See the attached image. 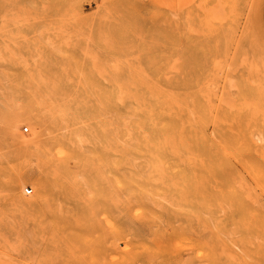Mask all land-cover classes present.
Listing matches in <instances>:
<instances>
[{"label": "rangeland", "instance_id": "374dc122", "mask_svg": "<svg viewBox=\"0 0 264 264\" xmlns=\"http://www.w3.org/2000/svg\"><path fill=\"white\" fill-rule=\"evenodd\" d=\"M260 2L0 0V264H264Z\"/></svg>", "mask_w": 264, "mask_h": 264}, {"label": "bare ground", "instance_id": "6f19581e", "mask_svg": "<svg viewBox=\"0 0 264 264\" xmlns=\"http://www.w3.org/2000/svg\"><path fill=\"white\" fill-rule=\"evenodd\" d=\"M30 119L33 121V123L36 125L37 129L35 131V137L37 139L40 138V134H41V120L39 117H37V115L35 113H32L30 112L25 114L22 118L16 114H13L11 111H8V114H7V126H8V130L9 131H12L15 127L18 126V124L21 122V121H25V122H30ZM19 140V139H17ZM37 189L35 186H34V191L37 192ZM41 191L43 190L42 187L39 188ZM261 198V197H260ZM36 198L35 196L33 197L32 200H29L28 201V204H35L36 203ZM124 247V246H123ZM125 250V249H123ZM126 252V251H125ZM112 258V257H111Z\"/></svg>", "mask_w": 264, "mask_h": 264}, {"label": "crops", "instance_id": "0c3cea01", "mask_svg": "<svg viewBox=\"0 0 264 264\" xmlns=\"http://www.w3.org/2000/svg\"><path fill=\"white\" fill-rule=\"evenodd\" d=\"M257 1V0H256ZM255 13L256 15L255 24L259 31H262L264 34V0H261L259 7L255 4Z\"/></svg>", "mask_w": 264, "mask_h": 264}, {"label": "built area", "instance_id": "2783aa9c", "mask_svg": "<svg viewBox=\"0 0 264 264\" xmlns=\"http://www.w3.org/2000/svg\"><path fill=\"white\" fill-rule=\"evenodd\" d=\"M25 191H26V192H30V189L27 188V189H25Z\"/></svg>", "mask_w": 264, "mask_h": 264}]
</instances>
